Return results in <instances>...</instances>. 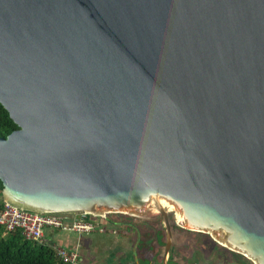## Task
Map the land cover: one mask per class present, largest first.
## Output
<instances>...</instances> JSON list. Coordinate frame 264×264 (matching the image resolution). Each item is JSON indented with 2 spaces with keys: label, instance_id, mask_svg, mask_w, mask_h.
<instances>
[{
  "label": "water",
  "instance_id": "1",
  "mask_svg": "<svg viewBox=\"0 0 264 264\" xmlns=\"http://www.w3.org/2000/svg\"><path fill=\"white\" fill-rule=\"evenodd\" d=\"M0 105L2 201L264 264V0H0Z\"/></svg>",
  "mask_w": 264,
  "mask_h": 264
},
{
  "label": "crops",
  "instance_id": "2",
  "mask_svg": "<svg viewBox=\"0 0 264 264\" xmlns=\"http://www.w3.org/2000/svg\"><path fill=\"white\" fill-rule=\"evenodd\" d=\"M124 219L134 222L143 218L128 216ZM104 226L103 231L80 233L45 228L41 242L51 247L75 249L81 264H162L165 234L155 223L149 229L134 226L118 229L109 222H104ZM186 231L174 230L171 234V244L172 239L176 244L170 245L166 264H227L222 261V246L201 238L199 232Z\"/></svg>",
  "mask_w": 264,
  "mask_h": 264
},
{
  "label": "built area",
  "instance_id": "3",
  "mask_svg": "<svg viewBox=\"0 0 264 264\" xmlns=\"http://www.w3.org/2000/svg\"><path fill=\"white\" fill-rule=\"evenodd\" d=\"M108 215V214H106ZM105 215V216H106ZM105 216H90L87 220L66 218L52 214L28 211L7 202L0 205V227L5 232L18 230L24 239L40 243L43 229H59L62 231L91 232L103 231ZM55 255L66 264H81L75 249H65L60 246L52 247Z\"/></svg>",
  "mask_w": 264,
  "mask_h": 264
},
{
  "label": "trees",
  "instance_id": "4",
  "mask_svg": "<svg viewBox=\"0 0 264 264\" xmlns=\"http://www.w3.org/2000/svg\"><path fill=\"white\" fill-rule=\"evenodd\" d=\"M16 125L10 120L7 112L0 105V137H5ZM1 189V185H0ZM2 198L0 196V205ZM65 216L67 214H52ZM170 232L182 228L171 224ZM184 230V229H183ZM0 264H66L54 252V249L43 242L37 243L23 238L18 230L3 231L0 227Z\"/></svg>",
  "mask_w": 264,
  "mask_h": 264
},
{
  "label": "flooded vegetation",
  "instance_id": "5",
  "mask_svg": "<svg viewBox=\"0 0 264 264\" xmlns=\"http://www.w3.org/2000/svg\"><path fill=\"white\" fill-rule=\"evenodd\" d=\"M122 215H119V214H108L105 216V222H109L111 223L112 225H114V227L120 229L122 227H127V228H131V227H135L139 229L140 228H151L153 227V223L147 221V220H139V221H125V216H122ZM113 219H116V221H112ZM167 219H168V223H169V227L170 229L172 228L171 227V224L175 225L174 222L171 220V217L167 216ZM126 224H128V226H126ZM172 230V229H171ZM178 230V229H176ZM181 232L182 233H185L187 232L186 230H183L181 229ZM199 234V233H198ZM201 234V238H205V239H209L208 236L206 234ZM184 235V234H183ZM184 239L186 240V238L184 237ZM218 247H221L219 245H217ZM221 252H222V261L223 262H226L227 264H243L240 260H244L246 264H251V262L247 259H245L243 256H240L239 254L237 253H234L232 251H229V250H226L224 248H220Z\"/></svg>",
  "mask_w": 264,
  "mask_h": 264
},
{
  "label": "rangeland",
  "instance_id": "6",
  "mask_svg": "<svg viewBox=\"0 0 264 264\" xmlns=\"http://www.w3.org/2000/svg\"><path fill=\"white\" fill-rule=\"evenodd\" d=\"M119 215H120V214H119ZM122 216L128 217V216H126V215H122ZM122 216H121V217H122ZM167 216L171 217V220L173 221V218H172V211L168 212ZM129 217H130V216H129ZM142 218H143V219H140V220H147V221L153 223V225H154V223H155V225L157 226V228H158L159 230L164 231V230H163V227H162V225H161L160 217H159L158 214L153 213V214H150V215L143 216ZM144 218H148V219H144ZM173 222H174V221H173ZM168 224H169V223H168ZM175 244H176V243L174 242V239H172V244H171V246H173V245H175ZM240 261H241L243 264H246L244 260H240Z\"/></svg>",
  "mask_w": 264,
  "mask_h": 264
}]
</instances>
